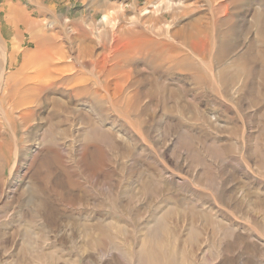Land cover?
<instances>
[{
  "label": "rangeland",
  "instance_id": "1",
  "mask_svg": "<svg viewBox=\"0 0 264 264\" xmlns=\"http://www.w3.org/2000/svg\"><path fill=\"white\" fill-rule=\"evenodd\" d=\"M0 264H264V0H0Z\"/></svg>",
  "mask_w": 264,
  "mask_h": 264
},
{
  "label": "bare ground",
  "instance_id": "2",
  "mask_svg": "<svg viewBox=\"0 0 264 264\" xmlns=\"http://www.w3.org/2000/svg\"><path fill=\"white\" fill-rule=\"evenodd\" d=\"M105 18V17H104ZM27 27H29L28 25H27ZM104 57V56H103ZM11 60V59H10ZM11 62H12V60H11ZM38 68V67H37ZM46 69V77H44V75H43V72H44V70ZM37 71H39V73H36V76H35V78H37L36 79V81H37V84H40L41 82H47V79H48V72H47V68H46V66H45V64H43V65H41V66H39V70H37ZM36 71V72H37ZM44 77V78H43ZM46 86V85H45ZM34 91V90H33ZM23 101V100H22ZM19 103V102H18ZM21 103V102H20ZM18 106V105H17ZM15 107V106H14Z\"/></svg>",
  "mask_w": 264,
  "mask_h": 264
}]
</instances>
